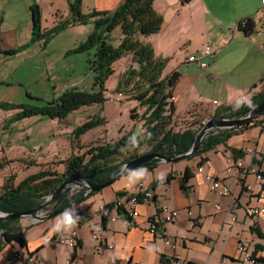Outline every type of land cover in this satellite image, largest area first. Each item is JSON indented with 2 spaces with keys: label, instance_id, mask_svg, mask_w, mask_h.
Returning <instances> with one entry per match:
<instances>
[{
  "label": "crops",
  "instance_id": "crops-1",
  "mask_svg": "<svg viewBox=\"0 0 264 264\" xmlns=\"http://www.w3.org/2000/svg\"><path fill=\"white\" fill-rule=\"evenodd\" d=\"M72 1L74 0H37L33 3V0H22L21 3L25 8H29L30 12L32 5L40 6L42 29L49 32L60 22L71 17ZM122 1L82 0L81 11L83 13L93 10L114 11ZM6 2L9 4L15 0H6ZM60 6L63 8V13L59 11ZM184 7L198 11L199 15L196 19L201 21L204 31L202 42L204 46L209 44L214 49L213 56L205 59L208 62L207 69L201 68L197 63L187 62L185 51H179L185 40L188 43L192 42V36L184 34L180 26H175L174 32V26L166 28L163 34L161 33V37L157 38L158 35L155 34V37L152 34L145 37V40L140 37V40L152 43L156 56L170 57L168 64L176 61L175 70L179 71L183 65L187 67L179 71L181 76L173 90V102L174 119L177 124H180L179 120H183V125L188 126L187 123L207 110L217 112L223 106L233 105L236 101L238 103L235 106L244 102L253 104V97L263 91L264 0H192V4L184 3L183 0L154 1L156 11L168 15L172 21L183 15ZM45 8L54 12V16H50L49 20L45 18ZM247 18L255 22L254 32L250 35L238 27L239 23ZM172 25H175V22H172ZM93 29L92 23L77 24L55 35L48 44L41 39L39 43L42 44V53L44 52L43 55L47 60L56 58V60L68 61L73 57L72 54L67 55L68 51L83 43ZM118 29L121 28H117L111 35L112 43L116 40ZM179 32L185 37L179 46L168 50L169 39ZM123 36L120 30V41ZM203 48L199 46L196 53L190 55H200ZM178 53L180 55L176 57ZM127 61L130 65L131 55L122 62L127 65ZM120 74L121 71L119 73L115 70V74L111 77L117 76L112 89L116 88ZM71 78L73 80L67 81L63 88L72 86L81 88L82 75L76 73ZM204 83L207 85L205 90L202 89ZM106 84L108 86V83ZM54 88L56 91L57 86L54 85ZM107 103L119 104L115 101ZM113 109L116 114L121 115L123 112L122 107L114 106ZM191 127L195 129V125ZM98 139L97 136L95 141ZM69 142L64 141L60 144V141H57L55 145L51 144V149H48L51 153L40 156L46 159H36L38 162L34 166H39L41 169L55 161H60L57 169L64 172L66 167L61 161L71 157L75 151L74 146L72 150ZM246 148L253 149L254 153H246L244 151ZM23 151L18 155L11 154L8 159H14L13 164L32 160L29 149ZM5 153L4 151V155H0V161ZM239 158L244 161V166L235 167L232 173H229L228 168L232 161ZM183 162L160 161L153 170L149 167L135 169L117 179L111 186L88 196L75 207L72 206L53 218L36 222L27 219L21 226L26 230L28 247H22L16 242L5 244L0 250V264H20L19 261L13 260V254L20 248L26 253H35L39 264H67L68 260H72V264H168L173 250L165 244L163 236L177 240V251L186 264H241L238 250L240 240L246 242L251 250L263 253L264 256V224H257L247 215L246 208L255 200L251 196L252 191L243 185L244 182L254 185L253 189L256 192L264 188V183H255V171L264 170V117L260 118L258 124L216 143L202 156L185 159ZM200 167L226 182L231 189L229 195L223 196L212 190L210 183L205 179V173L199 172ZM187 168H190L191 176L186 182L188 191L185 192L181 179ZM12 172L14 173L13 165L0 171V187ZM140 182H143V190L150 189L155 198L141 202L138 206V217L119 218L120 210L115 204L136 195L141 190ZM118 192L124 195L117 196ZM112 202L113 207L106 212L101 209L103 204ZM164 203L178 210L179 215L176 221L162 226L159 234L153 236L148 231L149 221L157 214L158 207ZM65 212H69L76 221L70 231L77 230L79 233L77 248L59 244L55 240L56 235L67 233L56 231V225ZM231 213L237 216V220L229 228L226 223L231 220ZM117 216L118 218L113 220ZM63 230L62 228L61 231ZM94 235L98 238H94ZM257 237L260 239L257 240ZM110 244L113 245L112 248H109Z\"/></svg>",
  "mask_w": 264,
  "mask_h": 264
},
{
  "label": "trees",
  "instance_id": "trees-1",
  "mask_svg": "<svg viewBox=\"0 0 264 264\" xmlns=\"http://www.w3.org/2000/svg\"><path fill=\"white\" fill-rule=\"evenodd\" d=\"M155 0H123L114 11H91L83 13L81 11L82 0H74L70 3L71 17L60 22L52 30L43 31L42 29V12L39 5L34 4L30 7L32 13L33 33L32 42L44 39L49 43L52 38L61 31L66 30L72 25H85L92 23L93 31L87 39L74 49L68 51L67 55L83 53L90 50L94 51V58L91 60V67L96 74L95 91H83L73 88L65 92L62 96L48 106L43 107H25L17 118L33 117L36 115H45L50 117H65L69 112L78 110L84 105H94L103 103L107 99L106 87L107 81L115 74L117 62L125 61L128 55H131V63L119 76L115 91L123 94H134V99L139 105L146 107L143 118L145 121V131L138 138L124 136L115 143L99 144L96 146L75 145L79 150L87 149L81 153L74 151L71 157L61 161L65 165V171L57 170L58 163L43 167L39 172L27 175L18 181L16 173H10L4 184L0 187V211L6 213H21L31 210L41 203L47 201L48 197L68 179H76L82 176L90 178L92 184H101L122 171V166L129 160L137 158L139 154H133L124 163L116 162V158L123 155L125 150L132 147L141 148L148 146L149 150L145 153H161L168 158H174L180 154H185L190 150L196 140L197 131L194 128H188L184 131L175 130L178 125L174 119L175 104L171 102L174 97V87L178 83L181 73L178 70L164 75V69L167 67L170 57L156 56L155 48L152 43L143 42L140 37H147L157 34L161 30L164 21L161 14L154 8ZM184 3H190L192 0H183ZM254 20L247 18L238 27L247 35L254 32ZM117 28H121L124 36L121 43L115 46L112 43L111 35ZM16 49L8 51L12 54ZM253 104L259 105L264 101V88L258 95L254 96ZM223 109H230L226 107ZM222 109V110H223ZM134 108L131 116H134ZM252 108L241 106L235 114V118L247 116ZM218 113V116H224ZM228 116V115H227ZM201 117V116H200ZM197 116L188 126L195 124ZM16 119V118H15ZM260 118H255L249 122H244L238 128L224 129L217 133H209L200 145L195 156H202L210 150L216 143L226 140L252 125L258 124ZM106 120L98 118L88 121L83 126L78 127L76 131L77 138L90 128L99 126ZM14 159H8L3 156L0 161V171L9 166ZM24 162H26L24 160ZM159 160L144 163L141 168L149 167L153 170L159 163ZM29 166L36 163L27 161ZM191 176L190 168L185 170L182 177V188L188 191L186 182ZM170 178V177H169ZM88 190L79 188L76 192L71 193L66 190L47 208V214H60L66 207L76 206L85 200ZM124 194L118 192L117 196L122 197ZM130 197L126 198L127 200ZM114 203L106 204L108 210ZM18 243L22 247H28L26 230L19 225V220H1L0 221V250L7 243Z\"/></svg>",
  "mask_w": 264,
  "mask_h": 264
},
{
  "label": "rangeland",
  "instance_id": "rangeland-1",
  "mask_svg": "<svg viewBox=\"0 0 264 264\" xmlns=\"http://www.w3.org/2000/svg\"><path fill=\"white\" fill-rule=\"evenodd\" d=\"M36 1L37 0H33V3ZM21 2L22 0H15V2L8 4L6 0H0V155H4L5 151V156L8 158L11 154L18 155L23 149H29L31 152L30 154H32L30 156L32 160L30 161L37 163L39 158H44L40 156H45L51 153L48 149H51V144L55 145L57 141H60V144H63L64 141H70L69 143L72 150L74 146L75 151L83 153L87 149V146L82 150H79L75 145L80 143L82 146H96L99 144L115 143L121 137L123 138L128 135L140 138L146 128L143 118V113H145L146 107L139 105L138 101L133 98L135 93L128 95L123 93L119 94L115 89H112L113 83L117 80V76L107 81L108 86L106 84V87L108 88V91H106V95L108 101L114 99L116 103L121 105H108V101L106 100L103 103L84 105L78 110L69 112L65 117L36 115L33 117L17 118L18 114L21 113L25 107L48 106L51 103H54L58 97L62 96L65 92L77 88V86L63 88L67 81L73 80L71 77L76 73L77 75H82L83 80L80 84L81 88H77L78 90L92 92L97 90L95 87L96 74L91 67V60L94 58V52L89 51L86 53L72 54L73 57L68 61L56 60V58H50L47 60L43 55L44 52L42 53L41 50L42 44H40L39 41L32 42V14L29 11V8H25ZM190 4H192V1ZM61 7L62 6L59 7V11L63 13L64 11ZM182 13L183 15L176 21H172L171 17L161 13L164 21L161 30L156 35H158L157 38L161 37L166 28L174 26V32L175 26L182 27L184 34L192 36L191 43H188V41L185 40L179 48V51H185L188 58L191 53H196L199 46L205 47L206 45L204 46V43L202 42V38H204L202 37V35H204L203 26L200 23L201 21L196 19L199 15L198 11H194L191 7H184ZM44 15L45 18H48L49 20L50 16H54V12L45 8ZM172 22H175V25H172ZM118 30L119 31L115 36L116 40H113V44H116V46L121 43L119 37L121 29ZM184 34L179 32L169 39L168 50H173L175 47L179 46V43H181L182 39L185 37ZM156 35L154 34L155 37ZM61 38L63 39V37ZM142 39L145 40V37H142ZM162 43L163 41L161 44ZM12 49H16V51L12 54L8 53V51H11ZM179 55L180 53H178L176 57ZM76 56L78 58H74ZM175 62H171V64L169 63L164 69V73L170 74L174 71V68H176ZM128 66V61L127 65L121 61V63H117L115 70L119 73L121 71L122 73ZM185 68L187 67L183 65L181 69L179 68V71L181 72L182 69ZM54 85L57 86L56 91ZM206 86V83L202 84V89L205 90ZM202 93L209 94L207 92ZM116 97H119L120 99L117 101ZM173 98H171V102H173ZM252 101H254V98ZM236 103H238V101L233 105L229 104L223 106V108L230 107L228 110L223 108L219 109L217 112L207 110L204 114L198 115L201 117L198 118L194 124L195 131L199 133L205 123L212 117L235 118L232 115L237 111L235 106ZM242 105L251 108L249 103L244 102L240 106ZM252 105L254 106L255 104ZM114 106L117 108L122 107L123 112L121 115L115 113L116 111L113 109ZM133 108L135 109V117L131 116ZM218 113H223L225 115L218 116ZM98 118L104 119L106 122L93 129L90 128L83 133L77 141L75 130L88 121H93ZM179 122L181 124L183 120H179ZM1 124L3 125L1 126ZM97 136L99 139L95 141ZM148 150V146L141 148L132 147L125 150L123 155L118 156L116 162L122 164L125 159L131 155L135 153L142 155ZM27 161L28 160H26V162L22 161L21 164L18 162L13 164V161V163L10 164L14 167V173L18 175V181L25 178L28 174L31 175L36 173V171L39 172L43 169H40L39 166H29L25 164ZM183 161L185 160H179L177 163H184ZM59 172L61 173L62 171L59 170ZM257 182L260 184L264 183V178L259 180L255 177V183ZM252 186L254 187V185ZM260 187L261 186H259V188ZM76 190L77 189H75L74 192H76ZM26 220L27 218L20 219L19 225H22ZM259 239L260 238L257 237V240Z\"/></svg>",
  "mask_w": 264,
  "mask_h": 264
},
{
  "label": "built area",
  "instance_id": "built-area-1",
  "mask_svg": "<svg viewBox=\"0 0 264 264\" xmlns=\"http://www.w3.org/2000/svg\"><path fill=\"white\" fill-rule=\"evenodd\" d=\"M214 49L212 46L207 44L204 47V50L200 55L192 54L190 55L186 60L187 62H196L198 65H200L201 68L207 69L208 68V62L205 60L207 57L213 56ZM256 90V89H255ZM120 98L116 97V100L118 101ZM115 100L112 99V102ZM194 125V124H193ZM177 131H184L188 128H192L190 126L183 125V123L179 124L175 127ZM246 153H254V150L251 148H246L244 150ZM243 160L241 158L234 159L231 163V166L228 168V172L232 173L233 169L235 167L241 168L244 166ZM199 172L205 173V179L210 183V186L212 190L216 191L220 195H229L231 192V189L229 185L224 182L223 180H220L219 178L214 177L213 173L205 172L203 167L199 168ZM256 178L259 180H262L264 178V170L263 169H257L255 171ZM244 187H247L248 190L252 191L251 196L255 200L253 204H249L248 208H246L247 215L254 219L257 224L264 223V188L260 192H256L253 189V186L248 184L247 182L243 183ZM76 188H79V186L73 187L70 189L71 193L75 191ZM139 189L138 193L135 195H132V203H125V199L123 201L117 202L115 205L120 210L119 218L129 216L131 218L138 217L139 211L138 206L141 204L144 200H153L155 198L153 192L149 190H143V182L139 183ZM220 206H218L219 208ZM101 209L106 212L108 210L106 205H102ZM179 215L178 210L172 209L167 205L166 203L162 204L158 207L157 214L151 218L148 225V231L153 236H156L160 232V228L168 223H172L177 220ZM231 220L226 223L229 228L232 227L233 223L236 222L237 216L235 214L231 213ZM118 218L115 217L113 220H116ZM77 230H71L70 232L63 233L56 235L55 240L62 245H69L73 248L79 246V236H78ZM94 238H98L97 235H94ZM164 242L167 246L172 248L173 252L171 257L169 258L168 264H186L184 258L180 255V253L177 251L178 248V242L177 240L168 237L163 236ZM113 245L110 244L109 248H112ZM239 262L241 264H264V256L263 253L257 252L256 250H251L249 245L240 240L239 242ZM13 260L19 261L20 264H39L37 255L35 253H26V251L22 248L15 251L13 255ZM67 264H72V260H68Z\"/></svg>",
  "mask_w": 264,
  "mask_h": 264
},
{
  "label": "water",
  "instance_id": "water-1",
  "mask_svg": "<svg viewBox=\"0 0 264 264\" xmlns=\"http://www.w3.org/2000/svg\"><path fill=\"white\" fill-rule=\"evenodd\" d=\"M252 110L247 116H242L239 118H229V117H212L210 118L204 125V127L197 133L196 140L194 142V145L190 148L188 152L185 154H180L179 156H176L174 158H168L166 155L161 153H145L137 158L129 160L127 163H125L122 167V171H120L118 174L110 178L108 181L103 182L101 184H92L90 181V178L87 176H82L76 179H68L64 181L60 187H57V189L53 192L52 195H50L46 202L41 203L37 207L26 210L21 213H6L0 211V221L1 220H20V219H31L33 222L36 221H46L50 218H53L56 213L52 214H46V208L53 203L58 197H60L66 190H70L73 187L79 186L83 187L88 190L87 195L91 196L100 190L107 188L111 186L117 179L121 178L122 176L131 173L133 170H137L141 168V166L149 161L159 160V161H165L167 163L169 162H176L179 160H185L188 159L194 155H196L199 151L200 145H202V142L204 138L211 132H218L219 130H222L224 128H235L243 124L244 122H249L255 118H261L264 116V101L260 103L259 105H252L249 103ZM240 105L236 106L238 109ZM69 207H66L68 209ZM62 210L61 212H63Z\"/></svg>",
  "mask_w": 264,
  "mask_h": 264
},
{
  "label": "clouds",
  "instance_id": "clouds-1",
  "mask_svg": "<svg viewBox=\"0 0 264 264\" xmlns=\"http://www.w3.org/2000/svg\"><path fill=\"white\" fill-rule=\"evenodd\" d=\"M142 174V173H141ZM163 177H161L162 179ZM75 219L72 217V215L69 212H65L63 217L61 218V221L58 222L56 225V231L57 232H69L72 226L75 224ZM64 229L61 231V229Z\"/></svg>",
  "mask_w": 264,
  "mask_h": 264
},
{
  "label": "bare ground",
  "instance_id": "bare-ground-1",
  "mask_svg": "<svg viewBox=\"0 0 264 264\" xmlns=\"http://www.w3.org/2000/svg\"><path fill=\"white\" fill-rule=\"evenodd\" d=\"M203 50H204V48H203ZM203 50H202V52H203ZM125 203H132V197H130L128 200L125 199Z\"/></svg>",
  "mask_w": 264,
  "mask_h": 264
}]
</instances>
